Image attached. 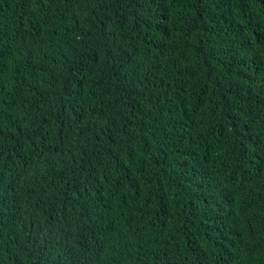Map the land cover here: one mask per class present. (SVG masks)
<instances>
[{"label": "trees", "instance_id": "1", "mask_svg": "<svg viewBox=\"0 0 264 264\" xmlns=\"http://www.w3.org/2000/svg\"><path fill=\"white\" fill-rule=\"evenodd\" d=\"M0 264H264V0H0Z\"/></svg>", "mask_w": 264, "mask_h": 264}]
</instances>
